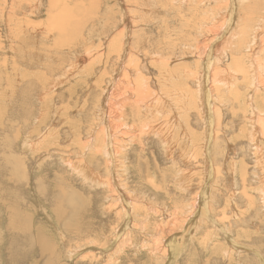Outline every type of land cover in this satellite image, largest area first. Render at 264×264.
Instances as JSON below:
<instances>
[{
	"label": "rangeland",
	"instance_id": "1",
	"mask_svg": "<svg viewBox=\"0 0 264 264\" xmlns=\"http://www.w3.org/2000/svg\"><path fill=\"white\" fill-rule=\"evenodd\" d=\"M22 1L24 3L30 2V0ZM22 1L5 0L6 4L0 2V6L5 4L7 9L5 14L0 17V34L3 40L5 38L10 42V35L20 36L21 29L27 25V22L44 24L45 20L50 18H48L50 0H44L43 9L40 13H35L36 17H31L32 19L26 17L24 11L21 12L19 9V4ZM62 1L57 0V10L61 11L63 9L62 13L59 14L58 12L57 14L61 23L59 20L53 21L51 17L48 24L52 25L53 22H57L58 27L55 26V29L58 32L64 31L63 34H58L57 31L52 32L50 30L55 41L57 35L67 36V39L62 36L60 42H48V44L45 39H42L45 34L39 38V35L35 33L41 41H44L40 49L38 47L39 43L30 45L25 36L22 43L16 41V39L13 40L14 42L11 45L5 42L7 48L9 46L15 48L12 52L7 50V55L5 54L7 58L3 55L0 56V164L5 168H0V171H2L0 176V264H264V187H262L264 184V134L261 130L264 129V126L260 124L258 118L253 120V112H259L260 114L264 112V75H261L260 87L258 83L255 85L258 91L252 89L253 87L250 88L248 82H251V78L247 80L243 77L242 79L239 75V68H241L240 64H242V69L248 66V56L252 52L247 53L248 51L241 49L242 46L239 48L236 45L241 38L240 30L244 27L243 22L252 23L251 28L249 27L247 31L244 48H247V42H251L250 39L255 35L252 26L253 23H256V20L255 15L253 19L247 17L251 15L248 14L247 7H261L264 5V0H261V5L259 3V5H254L257 3L255 1L258 0H246L238 15L239 20L235 22L233 29L231 23L228 22L233 21V18H231L232 13H235L233 3L235 1L237 3L238 0H185V2L181 0L179 4L175 3V7L173 5L172 7L171 5H165L164 7L163 3L156 0L159 8H162L164 12H158L154 16L147 14L144 17L145 19L140 18L142 12L140 13L138 10L141 9L134 7V1L130 3L127 0V3L126 0L125 2L100 0L98 3V0H73L77 6L80 2L82 4L76 10L77 13H81L78 16L75 13L74 17H80L82 14L85 17H80L83 20L75 18L76 20H68L69 22L66 20L70 18L68 15L66 18L67 12H64V10L68 11V8L71 7L70 9L76 12L77 7L74 8L75 6L67 3V0ZM123 3L127 4L126 6L124 4L125 9L133 11L135 17L139 18L134 19L137 23V26H134V29H137L135 32L137 40H135V45H131V50L138 54L140 67H142L141 72L146 79H149L148 85L150 86L144 87L143 85L140 90L141 92L144 89L146 91H143V99L147 97L145 101L148 102L149 106L153 105V108L150 106V110L143 111L144 117L142 120L144 122H141V119L137 117L133 118L134 120L129 117L127 125L131 127V133H134L132 135L137 139L136 141L134 139L128 141L126 157L123 159L125 163H120L117 168L121 180L129 185L132 195L139 199V202L132 204L133 209L129 208L128 203H126V208L125 206L120 207L117 196L116 199L112 198V193L106 185L98 187L93 183H87L80 176L78 170L71 169V164L68 165V159L77 167L80 166L81 161L85 162L84 160H86V163L80 166V172L90 176V172L93 170L101 175L102 180H105L109 175L108 160L106 162L103 157H97L93 162L91 159L88 160L89 154H82L78 147V139L81 137V143L86 141L87 132L95 117L94 112L97 105L95 102H97L101 92L100 85L98 86L95 82H98V78L102 74L104 80L106 78L105 81H109V76L115 67V55L119 47H116L117 50L115 48H112L113 51L110 50L108 47L109 41L113 37L115 39V36L119 34L121 36L122 31H125L124 35L127 37V28L123 29L124 27L119 24L121 22L119 13L124 11ZM86 4H90L86 9L88 11L80 9L86 7ZM225 4L227 8H225ZM90 7L93 9H89ZM198 7L200 10L195 19L196 25L194 27L196 28H192ZM90 10H92V13ZM255 11L257 16H261L264 12L262 10ZM179 13H181L180 18ZM136 14L138 15L136 16ZM184 14L185 19H182ZM11 15L14 16L12 21ZM134 15L130 18L133 19ZM226 17L229 21L226 20ZM223 19L227 22L224 23ZM214 20L217 21L215 23L217 26L225 24L223 26L224 33H221L219 39L224 36L223 40H225L226 32L230 35L227 36L229 39L219 44L217 56L208 55L207 58L209 56L212 58L210 61H213L212 64L215 67H220L224 71L228 69L227 74L225 73L221 80L224 81V84L228 83L231 86V91L223 84L218 85L221 91H217L216 87H213L211 81L215 78L212 79L211 75L214 73L212 70L214 66L211 67V72H204L202 80L205 78L204 81H206L207 78L206 87L203 91L205 96L207 93L211 97L213 92H216L207 100L211 102V106L206 105L205 112L207 113L205 114V112L198 109L200 107H198L197 102L199 101L198 96H196L198 95L199 75L203 65L199 63L197 65L196 62L200 61L198 56L201 55L198 54V47L201 46L205 38L211 36L209 32L213 31L211 30L212 27H216L213 23ZM70 21H73V24H75V21H79L75 24V27L76 25L77 27L75 28ZM189 24L192 26L189 28L190 33L188 34H192L193 39L191 37L189 39L182 38L181 36L186 33ZM227 26L230 27L227 28ZM64 27L65 29H63ZM69 27L71 28L69 29ZM72 31L73 33H71ZM74 31H77L79 35ZM203 32L207 34L205 38ZM81 33H84L82 37ZM83 37L85 38L83 39ZM103 37H106V39ZM145 38H147V44H143L144 41L142 40ZM84 41L87 42L84 43ZM257 41L259 43L255 46L253 52H257L255 59L264 68V62H262L264 60V48H260V43L263 42L264 44V35ZM170 42L177 48L168 47ZM227 42L228 44H226ZM33 43H36V41L34 40ZM71 43H75L72 46L73 48L69 46ZM85 44L93 48V54L97 59V62H92L93 65L91 66V68H95L94 76L89 74L88 76L87 74L80 76L83 72H75L71 76L73 79L68 78V83L64 82L65 84L62 87L61 85L57 86V89L53 92L55 97L52 102L58 104V112L55 110L57 107L53 106V103H41L38 99L39 91L37 90L38 84H40L39 81L41 82L45 78H56L64 73L63 70L68 67L71 61L69 59H72L70 52L81 46V48H87ZM100 44L102 47H100ZM142 44L145 50L141 49ZM184 44L187 45L186 48ZM189 44L192 48L188 47ZM45 45H47V48ZM66 46L70 48L67 49ZM178 48L181 52L176 51L174 56L178 57L177 62L171 67L161 69V71L157 67L161 65L160 63H152L153 60L147 58L148 53L150 54L151 51L155 53L158 51L157 49L165 51V57L168 58ZM53 50L58 52L56 53ZM140 50L141 52H137ZM167 50H170L169 52L172 50V52L168 54ZM108 52H115V57ZM100 53L103 56V58L101 57L102 63L98 60ZM247 54L249 55L247 56ZM4 57L9 58L8 63L16 61L17 65H23L27 71H30L34 62L43 63L38 70L35 69L36 73L27 74L28 77L24 82L21 81L22 86L19 87V85H16L17 83L12 81L16 76L12 75L11 68H8V72L4 68ZM40 57L45 58V61H40ZM58 57H63V60ZM28 59L32 62L25 64L24 61ZM234 59L240 61L239 67L237 62L235 64ZM107 64H109V67L106 66ZM79 65H82V63H79ZM170 71H174L175 74L170 75ZM237 71L239 74H234ZM194 72H197L198 77L193 74ZM232 72L234 73L232 74ZM104 74L107 75L104 76ZM165 75L168 77H165ZM8 76H11V79H8ZM245 76H249V73ZM37 78H39V81H35ZM135 80L137 79H133V81ZM85 81L92 87L91 89L80 87L84 86L82 84ZM8 82L12 84L11 86L17 92L13 97L8 92L7 88L10 86ZM35 85L37 88H34ZM203 85L204 82L201 86ZM209 87L211 91L208 89ZM70 90L73 93L70 94ZM136 94L139 95V92H133L134 97L130 95L129 98L135 101ZM214 97L218 101H224V106L221 107L220 104L216 103ZM159 101L165 104L163 109L158 110ZM62 103H64V109ZM219 111H222V114ZM90 113L92 114L90 115ZM208 114V119L209 117H212V119L217 118L221 115V117H225L219 128L218 120H215L216 127L212 126L215 137L212 140L214 142L213 150L209 159L211 170L208 169V164L205 163L207 159L206 151L202 147L207 131L205 125H203V118ZM42 123L43 125L40 127L39 125ZM131 124L135 125L134 129ZM46 125L50 126L49 131L54 135L42 138L44 134L47 135L44 128ZM150 128L156 129L151 130ZM158 129L160 133L172 136L173 143L168 150L169 152L161 144L158 135L154 136L152 133ZM55 131L58 133H54ZM250 131L254 134L248 136ZM148 133L150 134L148 135ZM97 134H99V129L96 130V136ZM184 134L188 138H184ZM191 137L195 139V145L200 148L199 150H196L197 147L191 149L188 143ZM24 138L34 142V144L39 142V145H34L35 148L33 149L26 147V145H23ZM55 138L60 140L59 146L54 144V141L58 140ZM71 139L72 141H70ZM138 139H141V144H135V142L138 143ZM100 145L103 147V144ZM191 150L196 153L194 156ZM211 172H214V178L209 190V193H211L210 199L206 202L208 209L201 201V198L203 199L201 195H203L202 190L205 188L203 185H207L206 182L208 177L210 178ZM181 176L186 179V183L183 184L188 187L184 190L175 183L176 178ZM259 178L261 179L258 180ZM188 183L190 185H187ZM125 190V194H128L129 190ZM195 196H197V199ZM192 197H195L196 200L191 201ZM195 201L199 206L197 215L200 216L195 218V221L198 219L197 222H201L199 223L200 230L196 234H194V231L193 236H189L188 227L195 221L192 220L190 224L187 223L192 215L188 206ZM118 206L120 210L117 212L116 207ZM208 210H210V216H203V214H207ZM202 212L203 214L200 215ZM213 219H215V223H212ZM218 224L221 225V227L219 226L220 230L214 227V225L218 227ZM183 225L185 226L183 227ZM206 233L208 234L207 238L205 241H201ZM172 240L173 243H171ZM235 242L239 245L237 249L233 247Z\"/></svg>",
	"mask_w": 264,
	"mask_h": 264
},
{
	"label": "bare ground",
	"instance_id": "2",
	"mask_svg": "<svg viewBox=\"0 0 264 264\" xmlns=\"http://www.w3.org/2000/svg\"><path fill=\"white\" fill-rule=\"evenodd\" d=\"M16 1V0H15ZM17 1H22V0H17ZM60 1H62V0H60ZM65 1V0H64ZM85 1V0H84ZM83 1V2H84ZM87 1V0H86ZM91 1V0H90ZM99 1L100 0H98L97 2L99 3ZM120 1H123V2H125V0H120ZM127 1V0H126ZM131 1H134L133 2V4H134V7H136V8H139V9H141V10H138V11H140V13H141V15H140V18H144V17H146V15L148 14V15H153L154 16V14H157L158 12H164L163 10H162V8H159V6H158V4H157V2H156V0H129V2L130 3H132ZM245 1L246 0H238L237 1V3H236V1H235V3H233V5L235 6V8H233V9H235V13L233 12L232 13V15H231V18H233L232 20V22L230 21V22H228V23H231V28L233 27V25L235 24V22L237 21V20H239L238 19V15H239V13H240V10H241V8L243 7L242 5H245ZM255 1V0H254ZM0 2H3V3H5V0H0ZM63 2V1H62ZM159 2L160 3H163V6L165 7V5L166 6H168V5H171V7H172V5H173V7H175V3H180L181 2V0H163L162 2H161V0H159ZM184 2H185V0H184ZM251 2V1H250ZM253 2V1H252ZM255 2H257V3H255ZM254 3V5H261V0H258V1H255ZM44 0H30V2L29 3H24L23 1H22V3H20L19 4V9L21 10V12L22 11H24V15L27 17H29V18H31V17H36L35 15V13H40L41 12V10L43 9L42 7L44 6ZM64 3V2H63ZM66 3V2H65ZM67 3H70V4H73L75 7L74 8H76L77 7V9H75V11L76 10H78V6L81 4V2H80V4H79V2H78V6L77 5H75L74 4V2H73V0H67ZM66 3V4H67ZM76 4H77V2H75ZM127 3H128V1H127ZM199 3V2H198ZM226 3V2H225ZM259 3V4H258ZM6 4V3H5ZM5 4H2V6H0V17L2 16V15H4L5 14V12H6V7H5ZM70 4H69V6H70ZM91 4H93V3H91ZM124 4L125 3H123L122 4V6H124ZM64 5V4H63ZM68 5V4H67ZM82 5V4H81ZM80 5V6H81ZM90 4H86V7L84 6L83 8H80V9H82V10H84V11H88V10H86L87 9V7L89 6ZM127 4H125V6H126ZM131 5V4H130ZM226 5V4H225ZM238 5V6H237ZM62 6V5H61ZM102 6V5H101ZM125 6H124V11H122V13H119L120 14V20H121V22L119 23V24H121L124 28L123 29H125V28H127V31H128V33H127V37H125V35H124V32L125 31H122L123 33H121V36H119V35H117V36H115V39H111V37H110V43H109V49L110 50H112V48L114 49H116V47H119V48H117L118 49V51L116 52L117 54L115 55V52H108L110 55H115L116 56V63H115V67H114V70L112 69V74L109 76V81H105L106 80V78H105V80H104V77H103V74L101 75V77L100 78H98V82L96 81L95 83L96 84H98V86L100 85V87H101V92H100V94H99V96H98V98H97V102H95V104H97L96 105V107H95V117L93 118V123H92V126L90 127V129H89V131L87 132L88 134H87V139H86V141L84 142V143H81V137H79V139H78V147H79V149L82 151V154H89V156H88V160L89 159H91L92 160V162L98 157H103L104 158V160L106 161V160H108V169H109V175H108V177L105 179V180H102L101 179V175L100 174H97L95 171H93V170H91V172H90V176H88V175H85V173L84 172H80V166L82 165V164H84V163H86V160H84L85 162H80L79 163V167H77L74 163H72V161L71 160H69L68 159V165L70 166V164H71V166L72 167H70L71 169H75V170H78V173L79 174H81L80 176H82L83 177V179H84V181H86L87 183H93L95 186H98V187H100V186H104V185H106L107 187H108V189H109V191L112 193V198H115L116 196H117V198H118V205L121 207V206H125V208L127 207L126 206V203H128L129 204V208L130 209H133L132 208V204H135V203H137V201L139 202V199L137 198V197H134L133 195H132V193H131V191H130V189H129V185H126L125 183H124V181H122L121 180V175H119V171L117 170V168H118V166H119V164L121 163L122 164V162H124V160L123 159H125V155H126V146L128 145V141L129 140H131V139H134V141H136V137H134L132 134H134V133H131V127H128V125H127V122H129L128 120H129V117H131L132 119L134 118L135 119V117H137L138 119H141V122L143 121L142 119H143V117H144V115H143V111L144 110H150L151 109V107L153 108V105H148V102H146L145 101V99H147V97L145 98V99H143V91L145 90H142V92L140 91L143 87V85H144V87H147V86H150V85H148V83H149V79L147 78L146 79V77H144L145 75H143L142 74V72H141V69H142V67H140V62H139V57H137L138 56V54H135V51L133 50H131L132 48H131V45L133 46V45H135V40H137V35H135V32H136V30L134 29V26H137V23L135 22V18H137V17H135V15L133 14V11L131 12L129 9H125ZM221 6V5H220ZM57 7H58V2H57V0H50V11L48 12V18L50 17H52V20L53 21H58L59 20V16L57 15L58 14V12H59V14L60 13H62L63 11V9L61 10V11H58L57 10ZM92 7H94V6H92ZM92 7H90L89 9H91ZM128 7V6H127ZM146 7V8H145ZM216 7H218V6H216ZM233 7V6H232ZM66 8V7H65ZM71 7H69L68 9L70 10V12H68V11H66V9L64 10V12H67L66 13V18H67V15H68V17L70 18V19H67L66 21H68V20H72V19H77V18H79L80 20H83V19H81L80 17H82V18H84L82 15L80 16V17H74L75 16V13H76V15L78 16V14L79 13H81V12H78L77 13V11L76 12H74L72 9H70ZM73 8V9H74ZM223 8V7H222ZM225 8H227V5H226V7ZM229 8V7H228ZM93 9V8H92ZM96 9V8H95ZM134 9V8H133ZM224 9V8H223ZM245 9V8H244ZM14 10V9H13ZM13 10H11V12H13L14 13V11ZM17 10V9H16ZM72 10V11H71ZM97 10V9H96ZM112 10V9H111ZM200 9H199V7L197 8V10H196V15H195V18H194V21H193V23H192V28H196V27H194L195 25H196V21H195V19L197 18V13H198V11H199ZM215 10V9H214ZM216 10H217V8H216ZM247 10L249 11V13H248V11H247V13L248 14H251V15H248L247 17H249V18H252L253 19V16L255 15V20H256V23H253V26H252V28H253V30H254V32H255V35H254V37L252 38V39H250L251 40V42L249 41V42H247L246 43V45H247V48L245 49L244 48V44H245V39L247 38L246 37V35H247V31H248V29H249V27L251 28V24L250 23H248V22H243V25H244V27H242L241 28V30H240V32H241V38H240V40H239V42L236 44L237 46H239V48L241 47V49H244V50H246V51H248L247 53H251L252 52V54L250 55V56H248L249 54H247V56L249 57V60H248V66L245 68V67H243V69H242V64H240L239 62V60L237 61V59L235 60L234 59V62H235V64H236V62L238 63V67H239V64H240V67L241 68H239L240 70H239V73H238V71L237 72H232V74L234 73V74H236V75H241V77H242V79H243V77H244V79H249V78H251V82H248L249 83V85H250V88H252V89H255V91H258L257 90V88L255 87V85H256V83H258L259 84V87H260V83H259V81H260V78H261V75H264V68H263V65H261V64H258L257 63V61H256V59H255V57L257 56V52H253L254 51V48H255V46H257L258 45V41L257 40H260V37L261 36H263L264 35V12L262 13V15L261 16H257L256 15V11L255 10H262V11H264V5H262L261 7H259V6H256V7H254V8H250V7H247ZM83 11V12H84ZM91 11V13H92V10H90ZM137 11V12H138ZM220 11V10H219ZM221 11H222V9H221ZM230 11V10H229ZM114 12V11H113ZM231 12V11H230ZM20 13V12H19ZM28 13H31V14H28ZM90 13V12H89ZM94 13V12H93ZM132 13V14H131ZM139 12H138V14H140ZM204 13V12H203ZM223 13V12H222ZM15 14V13H14ZM18 14V13H17ZM138 14H136V16L138 15ZM205 14V13H204ZM245 13L243 12V15H244ZM134 15V17H133V19H131L130 17L131 16H133ZM226 15V14H225ZM247 15V14H246ZM16 16V15H15ZM180 16H181V13H179V18H180ZM200 16V15H199ZM213 16V15H212ZM228 16V15H227ZM12 17H14V16H12L11 15V21H12ZM74 17V18H73ZM177 17V16H176ZM221 17V16H220ZM223 18L225 17V16H222ZM8 18H9V16H8ZM49 18V19H50ZM227 18V17H226ZM13 19H15V18H13ZM26 19V18H25ZM32 19V18H31ZM41 19V18H40ZM49 19H47V20H45V23L43 24V23H34V22H27L26 24V26L24 27V28H22L21 29V35L20 36H11L10 35V39H11V41L10 42H8L7 41V39H5L4 38V40H3V38H2V35L0 34V56L1 55H3V56H5V54L7 53V50L8 51H10V52H12L13 50H14V48H13V46H9V48H7V42L11 45V44H13V40H15L16 39V41H20L21 43L24 41V39H25V36L27 37V41L30 43V45L31 44H36L37 45V43H39V49H40V47H41V45H42V42H44V41H41L39 38H41V35H44L45 34V37L44 38H42V39H45V41H47V43L48 42H60L59 40L62 38V36L60 35H57L58 37L56 38V41L54 40V38L52 37V33H51V31L50 30H52V32H54V31H57L55 28L56 27H58L57 26V22L56 23H54L53 22V24L51 25V24H48L49 22H50V20ZM61 19H62V17H61ZM75 19V20H76ZM137 19H139V18H137ZM145 19V18H144ZM182 19H185V14L182 16ZM200 19V18H199ZM16 20V19H15ZM79 20V21H80ZM206 20H207V18H206ZM215 20H217V19H215ZM215 20H214V24L218 21H216L215 22ZM220 20V19H219ZM224 20V23L225 22H227V21H229V19L227 18L226 20L227 21H225V19H223ZM25 21V20H24ZM60 21V20H59ZM79 21H75L74 23L75 24H77ZM143 21H145V20H143ZM17 22V21H16ZM63 22H64V20H63ZM69 22V21H68ZM71 22V21H70ZM73 22V21H72ZM71 22V23H72ZM84 22V21H83ZM89 22V21H88ZM92 22V21H91ZM191 22V21H190ZM1 23V22H0ZM3 23V22H2ZM24 23V22H23ZM60 23H61V21H60ZM67 23V22H66ZM85 23V22H84ZM93 23V22H92ZM211 23V22H210ZM219 23V22H218ZM217 23V24H218ZM220 24V25H216V27H217V29H216V27H212L213 29H211V27H210V29L211 30H213V31H210L209 32V34L211 35V36H209L208 38H205L206 37V33H207V31H206V33L205 32H203V33H205L204 35H203V33H202V35L204 36V41H203V43H201V46H199L198 47V49H199V53L198 54H201L200 56H198V60H200L199 62H196L197 63V65H203V67H201L202 68V71H201V73H200V75H199V83H198V89H197V92H198V95H196V96H198V101L199 102H197L198 103V107H200V108H198L201 112L203 111V112H205V110H206V105H208V107H210L211 105V102H209V101H207L208 99H210L212 96H213V94L214 93H216V92H213V94L211 95V97H210V95H207V93H206V96H205V94H204V89H205V85H206V83H207V78H206V81H204L205 80V78H204V80H202V76H203V73L204 72H208L209 73V71L211 70V67L212 66H214L213 64H212V62L210 61L212 58L209 56V58H207V56L208 55H214L215 57L217 56V54H218V51H219V44H221V43H223L225 40H227V39H229V38H227V36H229L230 34L229 33H227L226 31V33H225V40H223L224 39V36L221 38V39H219L220 38V36L222 35L221 33L223 32L224 33V31H223V26L225 25V24ZM238 23V22H237ZM240 23V22H239ZM238 23V24H239ZM70 24V23H69ZM73 24V23H72ZM75 24H73L74 25V27H75ZM95 24V23H94ZM212 24V23H211ZM49 25V26H48ZM72 25V26H73ZM84 25V24H83ZM97 25V24H96ZM19 26V25H18ZM21 26V25H20ZM56 26V27H55ZM61 26V25H60ZM63 26V25H62ZM70 26V25H69ZM71 26V27H72ZM191 26H190V24L188 25V28H187V30H186V33H184L181 37L182 38H187V39H189L191 36H192V34H188V33H190L188 30H189V28H191ZM2 27V26H1ZM16 27V26H15ZM23 27V26H22ZM71 27H69V29L71 28ZM76 27H77V25H76ZM75 27V28H76ZM228 27H230V26H227V28ZM235 27V26H234ZM233 27V28H234ZM3 28V27H2ZM60 28V27H59ZM62 28V27H61ZM74 28V29H75ZM79 28V27H78ZM81 28H82V26H81ZM80 28V29H81ZM85 28V27H84ZM207 28V27H206ZM226 28V27H225ZM232 28V29H233ZM16 30H17V28H15ZM63 29H65V27L63 28ZM73 29V28H72ZM79 29V30H80ZM87 29V28H86ZM99 29V28H98ZM116 29V28H115ZM209 29V30H210ZM238 29V28H237ZM59 30V29H58ZM121 30V29H120ZM181 30V29H180ZM226 30V29H225ZM235 30H236V28H235ZM235 30H234V32H235ZM69 31V30H68ZM67 31V32H68ZM83 31V30H82ZM126 31V32H127ZM179 31V30H178ZM227 31H229L228 29H227ZM75 32H77V31H74V33ZM121 32V31H120ZM181 32V31H180ZM179 32V33H180ZM196 32V31H195ZM35 33L36 34H38L39 35V38L35 35ZM57 33L58 34H63L64 33V31H61V32H58L57 31ZM69 33V32H68ZM67 33V34H68ZM71 33H73V31L71 32ZM78 33V32H77ZM76 33V34H77ZM104 33V32H103ZM113 33V32H112ZM137 33H138V31H137ZM141 33V32H140ZM143 33V32H142ZM253 33V32H252ZM16 34V33H15ZM66 34V35H67ZM75 34V35H76ZM84 33H81V37H82V35H83ZM177 34H178V32H177ZM181 34V33H180ZM208 34V35H209ZM78 35H79V33H78ZM135 35V36H134ZM234 36V35H233ZM237 36V35H236ZM260 36V37H259ZM9 37V36H8ZM64 37V36H63ZM70 38H71V36H69ZM73 37V36H72ZM245 37V38H244ZM252 37V36H251ZM65 39H67V36L66 37H64ZM70 38H68V39H70ZM73 38H75V37H73ZM85 37H83V39H84ZM103 38H105L106 39V37H103ZM192 39H193V37H191ZM218 38V39H217ZM76 39V38H75ZM78 39V38H77ZM196 39V38H195ZM233 39V38H232ZM34 40L36 41V43H33L34 42ZM62 40H64V39H62ZM72 40V39H71ZM104 40V39H103ZM139 40V39H138ZM146 40H147V38H145V39H143L142 41H144V43L143 44H145L146 43ZM73 41V40H72ZM71 41V42H72ZM183 41H187V40H183ZM5 42H6V44H5ZM85 42H87V41H84V43ZM104 42H106V41H104ZM192 42V41H191ZM244 42V43H243ZM62 43V42H61ZM66 43V42H65ZM67 43H69V42H67ZM80 43V42H79ZM136 43H137V41H136ZM139 43H140V40H139ZM169 43V42H168ZM218 43V44H217ZM49 44V43H48ZM72 44V43H71ZM69 45V46H74L73 44H75V43H73L72 45ZM78 44V43H77ZM88 44V43H87ZM93 44V43H92ZM138 44V43H137ZM141 44V43H140ZM143 44H142V48L141 49H144V47H143ZM147 44V43H146ZM176 44V43H175ZM194 44V43H193ZM200 44V43H199ZM226 44H228V42L226 43ZM243 44V45H242ZM61 45V44H60ZM68 45V44H67ZM79 45V44H78ZM77 45V46H78ZM94 45V44H93ZM92 45V46H93ZM168 45V44H167ZM166 45V46H167ZM217 45V46H216ZM260 45H261V47L260 48H264V46H262V45H264L263 44V42L262 43H260ZM46 46V48H47V45H45ZM53 46V45H52ZM58 46V45H57ZM67 47L66 46V48L68 49V48H70V47ZM76 46V47H77ZM85 46H87V48H81V47H77L76 49L77 50H73V51H71V49H70V51L68 50V52H70V56H71V58L72 59H69V60H71L70 61V63H69V65H68V67L67 68H65V70H63V72L64 73H62L61 75H58L56 78H49V79H47V78H45L44 80H42L41 82L39 81V78H37L35 81H39V83L40 84H38L39 86H38V88H37V86L35 85V87L34 88H37V90L39 91L38 93V95H39V100H40V102L41 103H43V102H45V103H53V106H56L57 108L55 109L56 111L58 110V104L57 103H55V102H52L53 100H54V97H55V94H53V92L55 91V89H57V86H59V85H61V87H62V85L63 84H65V83H68L67 82V80H68V78L71 80V78L73 79V77H71V76H73L74 75V73L75 72H83V74L82 75H80V76H84L85 74H87V76H88V74L90 75V76H94L93 74H95L94 72H95V68L93 69V67L91 68V66L93 65V63H96L97 62V59L95 58V54H93V48L92 47H90V46H88V45H86L85 44ZM99 46V45H98ZM153 46V45H152ZM170 46H172V47H175V48H177L176 46H173L172 45V42H170V45L168 46V47H170ZM183 46V45H182ZM184 46H185V48L187 47V45H185L184 44ZM59 47V46H58ZM84 47V46H83ZM96 47H97V45H96ZM100 47H102V45L100 44ZM146 47V46H145ZM160 47V46H159ZM188 47H190V48H192V46H191V44H189L188 45ZM48 48H50V47H48ZM61 48V47H60ZM60 48H58V49H60ZM73 48V47H72ZM138 48H139V46H138ZM153 48V47H152ZM161 48V47H160ZM190 48H188V49H190ZM45 49V48H44ZM50 49H52V48H50ZM53 49H55V48H53ZM65 49V48H64ZM95 49V48H94ZM116 49V50H117ZM134 49V48H133ZM154 49V48H153ZM47 50H49V49H47ZM62 51H63V48L61 49ZM98 50H99V48H98ZM145 50V49H144ZM148 50V49H147ZM158 51H156V52H159V53H154V52H150V54L148 53L147 54V58L149 59H151V60H153V62L152 63H156L157 62V64L158 63H160L161 65L160 66H157L159 69H160V71H161V69H164L165 67H171V66H173V64L175 63V62H177V60H178V57H174L175 55H176V51H178V53H180L181 52V50H179V48L177 49V50H175V53H172V55H168L169 57L168 58H166L165 57V51H161V49L159 50V49H157ZM165 50V49H164ZM173 50V49H172ZM172 50H171V52H172ZM184 50V49H183ZM249 50H251V51H249ZM255 50H257V49H255ZM53 51H55V50H53ZM60 51V50H59ZM67 51V50H66ZM108 51V50H107ZM113 51V50H112ZM143 51V50H142ZM168 51V54L169 53H171V52H169L170 50H167ZM188 51V50H187ZM17 52H18V50H17ZM56 53L58 52V51H55ZM98 52V51H97ZM137 52H141V50L140 51H137ZM148 52V51H147ZM165 52V53H164ZM99 53V52H98ZM112 53V54H111ZM238 53V52H237ZM63 54H67V53H63ZM108 54V55H109ZM186 54V53H185ZM194 54V53H193ZM196 54V53H195ZM7 55V54H6ZM39 55H40V53H39ZM41 55H42V52H41ZM114 56V57H115ZM6 57V56H5ZM3 58V66H4V68L6 69V71L8 72V68H11V72H12V75L14 74L15 76H16V78L15 79H12V81L13 82H15V83H17L16 85H19V87L20 86H22V84H21V81H25L26 80V78L28 77L27 76V74L29 75H32L33 73H36L37 71H35V69L36 70H38V68L39 67H41L40 65L43 63H41L40 64V62L38 63L37 61L36 62H34L31 66H32V68L30 69V71H27V70H25V68L23 67V65H17V62L16 61H12V63H8V59H6V58ZM9 57H10V55H9ZM66 57V56H65ZM64 57V58H65ZM103 58V56H102V54L100 53V56L98 57V60H99V62H101L102 63V58ZM109 57V56H108ZM59 58V57H58ZM63 58V57H62ZM62 58H59V59H62ZM110 58V57H109ZM239 58V57H238ZM246 58V57H245ZM264 58V57H263ZM11 59V58H10ZM45 58H43L42 59V57H40V61L42 60H44ZM59 59H58V61H59ZM63 60V59H62ZM67 60V59H66ZM233 60V59H232ZM246 60V61H247ZM45 61V60H44ZM65 61V60H64ZM25 62V64L26 63H30V62H32V61H30V59H28V60H26V61H24ZM61 62V61H60ZM69 62V61H68ZM93 62V63H92ZM104 62V61H103ZM233 62V61H232ZM262 62H264V60L262 61ZM62 63V62H61ZM78 63V64H77ZM79 63H82V65H83V68H82V65H79ZM109 63V62H108ZM199 63V64H198ZM219 63V62H218ZM53 64V63H52ZM65 64V63H64ZM55 65V64H54ZM109 64H107L106 66L107 67H109L108 66ZM152 65V64H151ZM80 66H81V69H80ZM111 66V65H110ZM21 68V74H20V68ZM46 67V66H45ZM51 67V66H50ZM112 67V68H113ZM196 68V67H195ZM229 68V67H228ZM235 68V67H234ZM43 69V68H42ZM42 69H40V70H42ZM63 69V68H62ZM53 70V69H52ZM87 70V71H86ZM94 70V71H93ZM188 70V69H187ZM213 70V74L211 75V78L213 79V78H215V80L213 79V81H211L212 83H213V87H216V89H217V91H221V90H219V86H221L222 84L223 85H225V86H227L228 88V90L229 91H231L230 89H231V86H229L228 85V83H225L224 84V81L223 80H221V77L223 76V75H225V73L227 72V70L226 71H224L223 69H221L220 67H215L214 66V68L212 69ZM236 70H238V69H236ZM236 70H234V71H236ZM25 71V72H24ZM55 71V70H54ZM108 71H110V70H108ZM200 71V70H199ZM168 72V71H167ZM187 72V71H186ZM206 72V73H207ZM211 72V71H210ZM49 73V72H48ZM106 73V72H105ZM174 73V71H170L169 72V74L170 75H172ZM196 73L197 72H194L193 74L194 75H196ZM247 73H249V76H245ZM7 74V73H6ZM11 74V73H10ZM9 74V75H10ZM77 74V73H76ZM168 74V73H167ZM175 74V73H174ZM184 74V73H183ZM227 74V73H226ZM231 74V73H230ZM107 75V74H106ZM105 74H104V76H106ZM49 76V75H48ZM99 76V75H98ZM137 76V77H136ZM197 76V75H196ZM36 77V76H35ZM71 77V78H70ZM165 77H168V76H166L165 75ZM198 77V76H197ZM196 77V78H197ZM224 77V76H223ZM230 77V76H229ZM239 77V76H238ZM75 78V77H74ZM97 78V77H96ZM171 78V77H170ZM173 78V77H172ZM8 79H11V76H8ZM133 79H137V80H135V81H133ZM210 79V78H209ZM232 80V79H231ZM237 81V80H236ZM11 82V81H10ZM10 82H8V84L11 86L12 84L10 83ZM65 82V83H64ZM80 82V81H79ZM83 82V81H82ZM94 82V81H93ZM171 82V81H170ZM203 82H204V85L203 86H201L202 84H203ZM206 82V83H205ZM209 82V81H208ZM210 82V83H211ZM244 82V81H243ZM92 83V82H91ZM28 84V83H27ZM201 84V85H200ZM8 85V86H9ZM14 85V84H13ZM25 85H26V83H25ZM71 85V84H70ZM82 85H84V86H80V87H82V88H92L90 85H88L87 83H86V81L82 84ZM219 85V86H218ZM8 87L7 89H8V92H10V96L11 97H13V95H16V90H14V88H13V86H11V87ZM18 87V86H17ZM40 87V88H39ZM16 88V87H15ZM212 88V87H211ZM98 89V88H97ZM152 89V88H151ZM210 91H211V89H210V87L208 88ZM3 90V89H2ZM67 90V89H66ZM136 90V91H135ZM238 90V89H237ZM82 91V90H81ZM139 92V95H135L136 96V98H135V101H132L129 97H130V95H132L133 97H134V95H133V92ZM209 91V92H210ZM254 91V92H255ZM7 92V93H8ZM94 92V91H93ZM142 94H141V93ZM144 92H146V91H144ZM67 93V92H66ZM69 93L71 94V93H73L71 90L69 91ZM96 93V92H95ZM221 93V92H220ZM85 94H86V92H85ZM178 94V93H177ZM253 94V93H252ZM96 95V94H95ZM200 95V96H199ZM148 97H149V95H147ZM160 96H162V95H160ZM217 96H219L218 94H217ZM248 96V95H247ZM253 96H254V94H253ZM57 97V96H56ZM67 97V96H66ZM94 97V96H93ZM220 97V96H219ZM223 97V96H222ZM264 97V96H263ZM58 98V97H57ZM163 98V97H162ZM196 98V97H195ZM250 98V97H249ZM93 99V98H92ZM156 99V98H155ZM180 99V98H179ZM214 100H215V102L216 103H218V104H220L221 105V107L222 106H224L223 105V103H224V101H218L217 100V98L216 97H214L213 98ZM222 99V98H221ZM236 99V98H235ZM238 99V98H237ZM73 100V99H72ZM80 100V99H79ZM59 101V100H58ZM148 101V100H147ZM164 101V100H163ZM188 101H190V100H188ZM160 103H159V108H158V110L159 109H163L164 107V104L165 103H163V102H161V101H159ZM179 102H181L180 100H179ZM214 102V101H213ZM251 102V101H250ZM255 103V102H254ZM63 104V105H62ZM61 105H62V107H63V109H64V103H62ZM191 104V103H190ZM193 104V103H192ZM191 104V105H192ZM69 104L67 103V106H68ZM176 105L178 106V104L176 103ZM217 105V104H216ZM225 105H227V104H225ZM60 106V105H59ZM219 106V105H218ZM250 106V105H249ZM191 107V106H190ZM194 107H195V105H194ZM220 107V106H219ZM256 108V107H255ZM155 110H156V107L154 108ZM212 109H213V107H212ZM217 109V108H216ZM5 110V109H4ZM209 110V109H208ZM218 110V109H217ZM65 111V110H64ZM198 111V110H197ZM58 112V111H57ZM80 112H82V111H80ZM91 112V111H90ZM215 112V111H214ZM213 112V113H214ZM217 112V111H216ZM220 113L222 112V111H219ZM39 113V112H38ZM54 113V112H53ZM87 113V112H86ZM207 112H205V114H206ZM254 114H253V120H255L256 118H258L259 119V122H260V124H262L263 126H264V112L262 113L261 112V114L258 112H253ZM83 114H85V113H83ZM92 113H90V115H91ZM215 114V113H214ZM222 114V113H221ZM36 115V114H35ZM79 115H82V114H79ZM217 115H218V113H217ZM228 115V114H227ZM208 116H209V114L208 115H206V116H204V118H203V121H204V124L203 125H205V128H206V132H205V139H204V142H203V149L206 151L205 152V155H206V160H205V163L206 164H208L207 165V167H208V169L210 168V170H211V164H209L211 161L209 160L210 159V157H211V153H212V150H213V137H215V131H214V129L212 130V128L213 127H216V121L215 120H218V128L221 126V122L222 121H224L223 120V118H225L224 116L223 117H221V116H219V117H214L213 119H212V117L210 118L209 117V119H208ZM83 117V116H82ZM202 117V116H201ZM54 118V117H53ZM52 118V119H53ZM62 118V117H61ZM216 118V119H215ZM219 118V119H218ZM90 119V118H89ZM133 119V120H134ZM38 121L40 120V119H37ZM54 120V119H53ZM68 120V119H67ZM84 120V119H83ZM213 120V121H212ZM130 121H131V119H130ZM163 121H166V120H163ZM247 121V120H246ZM133 122V121H132ZM140 122V123H141ZM144 122V121H143ZM167 122V121H166ZM53 123V122H52ZM134 123V122H133ZM247 123V122H246ZM250 123V122H249ZM148 124H150V123H148ZM37 125V124H36ZM43 125V123L41 124V125H39L40 127ZM143 125H145V124H143ZM249 125V124H248ZM33 126V125H32ZM130 126V125H129ZM131 126H133L132 128L134 129V124H131ZM148 126V125H147ZM213 126V127H212ZM50 127V126H49ZM48 127V125H46V126H44V128H45V131H47V135H43L42 136V138H46V137H48V136H51V135H54L53 133H51V131H49V128ZM249 127V126H248ZM55 128V127H54ZM57 128V127H56ZM89 128V127H88ZM97 129H99V134H97V136H96V130ZM151 129V128H150ZM154 129H156V128H153V129H151V130H154ZM249 129V128H248ZM255 129V128H254ZM54 130H56V129H54ZM262 130V133L264 134V129H261ZM41 131V130H40ZM44 131V130H43ZM57 131V130H56ZM54 132V133H58V132ZM75 131V130H74ZM163 131V130H162ZM174 131V130H173ZM177 131V130H176ZM27 133H28V131H26ZM78 132V131H77ZM134 132V131H133ZM139 132V131H138ZM147 132V131H146ZM188 132V131H187ZM261 132V131H260ZM60 133V132H59ZM151 133V132H150ZM150 133H148V135L150 134ZM153 133V135L154 136H157L158 135V137H159V139H160V142H161V144L163 145V147L165 148V150L167 151V152H169L168 150L170 149V146L172 145V136L171 135H165L164 133L162 134V133H160L159 132V129L158 130H155V131H153L152 132ZM151 133V134H152ZM223 133V132H222ZM259 133V132H258ZM257 133V134H258ZM39 134H40V132H39ZM139 134V133H138ZM252 134H254V132H249V134H248V136H251ZM262 134V135H263ZM26 135V134H25ZM78 135V134H77ZM77 135H76V137H77ZM188 135H191V134H188ZM224 135V134H223ZM137 136V135H136ZM192 136V135H191ZM259 136V135H258ZM184 138H188L185 134H184ZM183 138V139H184ZM39 139V138H38ZM55 139H58V138H55ZM178 139V138H177ZM179 139H180V136H179ZM182 139V138H181ZM216 139V138H215ZM214 139V140H215ZM224 139V138H223ZM24 140V143H23V145H26V147H31V149H33V148H35L34 147V145H39V142L37 143V144H34V142H32V141H29L27 138H24L23 139ZM127 140V141H126ZM261 140V139H260ZM59 139L58 140H55L54 142V144H56L57 146H59L60 145V143H59ZM63 141V140H62ZM66 141V140H65ZM70 141H72V139L70 140ZM141 139H138L137 140V142L138 143H136L135 142V144H141ZM176 141V140H175ZM211 141H212V143H211ZM252 141V140H251ZM177 142V141H176ZM225 142V141H224ZM230 142H231V140H230ZM71 143V142H70ZM188 143L190 144V146H191V149H195L196 147V150H199L200 148H198V146L197 145H195V139L193 138V137H191L189 140H188ZM219 143V142H218ZM255 143V142H254ZM100 144H103L102 146L103 147H101V145ZM228 145V144H227ZM261 145V144H260ZM228 147V146H227ZM191 152H192V150H191ZM200 152V151H199ZM224 152V151H223ZM46 153V152H45ZM49 153V152H48ZM225 153H227V152H225ZM225 153H224V155H225ZM50 154V153H49ZM194 154H196V153H193L192 152V155L194 156ZM56 155V154H55ZM60 155V154H59ZM64 156V155H63ZM78 156V155H77ZM76 156V157H77ZM128 156V155H127ZM60 157V156H59ZM228 157V156H227ZM263 157V156H262ZM107 158V159H106ZM173 158V157H172ZM232 159V158H231ZM123 160V161H122ZM200 160V159H199ZM230 161V160H229ZM257 161V160H256ZM67 162V161H66ZM107 162V161H106ZM105 162V163H106ZM125 163V162H124ZM232 163V162H231ZM246 163V162H245ZM244 163V164H245ZM238 164V163H237ZM257 164H258V162H257ZM259 164H260V162H259ZM263 164H264V162H263ZM227 165V164H226ZM238 166V165H237ZM260 166V165H259ZM258 166V167H259ZM1 167H3L4 168V166L2 165V164H0V168ZM123 167V166H122ZM228 167V166H227ZM261 167V166H260ZM128 168H129V166H128ZM206 168V167H205ZM5 169V168H4ZM260 169V168H259ZM127 170V169H126ZM207 170V169H206ZM247 170V169H246ZM6 171V170H5ZM88 171V170H87ZM184 171V170H183ZM208 171V170H207ZM262 172V171H261ZM6 173V172H5ZM105 173V172H104ZM1 174H2V171H0V176H1ZM89 174V173H88ZM124 174V173H123ZM128 174V173H127ZM182 174H185V173H182ZM209 174V173H208ZM221 174V173H220ZM262 174V173H261ZM216 175V174H215ZM218 175V174H217ZM3 176V175H2ZM185 176V175H184ZM196 176V175H195ZM90 177H92V178H90ZM264 177V176H263ZM262 177V178H263ZM213 178H214V172H211V175H210V178L208 177V179H207V182H206V184L207 185H203V186H205V188H204V190H202V192H203V195H201V196H203V199L201 198V201L204 203V206H205V208H208L207 207V201L210 199V194L211 193H209V190H210V188H211V182H213ZM104 179V178H103ZM126 179V178H125ZM255 179V178H254ZM261 178H259L258 180H260ZM101 180V181H100ZM264 180V179H263ZM117 182H118V184H117ZM151 182V181H150ZM186 183V179L183 177V176H181V177H177L176 178V184H177V186H179L181 189H186V188H188V187H186L183 183ZM263 182V181H262ZM151 184V183H150ZM214 184V183H213ZM93 185V186H94ZM118 185H120V186H118ZM154 185V184H153ZM187 185H190V183H188ZM225 186V185H224ZM191 187V186H190ZM239 187V186H238ZM262 187H264V184H263V186ZM105 188V187H104ZM214 188V187H213ZM125 189H127V190H129L128 191V194L126 193L125 194V192H124V190ZM191 189V188H190ZM246 189V188H245ZM258 189V188H257ZM180 190V189H179ZM188 190V189H187ZM261 190V189H260ZM126 191V190H125ZM141 191V190H140ZM190 191H192V190H190ZM183 193V192H182ZM191 193V192H190ZM193 193V192H192ZM135 194V193H134ZM245 194H246V192H245ZM137 196H139V195H137ZM184 196V195H183ZM198 196H200V195H198ZM200 196V197H201ZM233 196V195H232ZM246 196V195H245ZM264 196V195H263ZM110 197V196H109ZM140 197V196H139ZM196 197V199H197V196H195ZM195 197L193 198L192 197V199H191V201L192 200H194L195 199ZM116 199V198H115ZM114 199V200H115ZM143 199V198H142ZM195 199V200H196ZM234 199V198H233ZM249 199V198H248ZM48 200H49V198H48ZM231 200V199H230ZM247 200V199H246ZM133 201V202H132ZM147 201V200H146ZM234 201H235V199H234ZM143 202V201H142ZM149 202H150V200H149ZM148 202V203H149ZM196 202V201H195ZM191 203L190 204V206H188L189 208V210L192 212V215H191V217H190V219H188L187 220V223L188 224H190L191 223V221L192 220H194L195 221V218H199L200 216H199V214L197 215V212H198V204H197V202L196 203ZM144 203V202H143ZM112 204V203H111ZM146 204V203H145ZM153 204V203H152ZM144 205V204H143ZM115 206H117V205H115ZM119 206L118 207H116L117 208V212L120 210L119 209ZM142 206V205H141ZM149 206V205H148ZM263 206H264V204H263ZM145 207V206H144ZM151 207V206H150ZM238 207V206H237ZM201 208V207H200ZM128 209V208H127ZM129 209V210H130ZM140 209V208H139ZM209 209V208H208ZM202 210V209H201ZM112 211V210H111ZM178 211V210H177ZM122 212V211H121ZM209 212H210V210H208V212H207V214H203V212L202 213H200V215H202L203 214V216L204 215H206L207 217L208 216H210V214H209ZM175 213H177V212H175ZM174 213V214H175ZM199 213V212H198ZM178 217V216H177ZM187 217V216H186ZM204 218V217H203ZM210 218V217H209ZM208 218V219H209ZM212 219V218H211ZM215 219H213V222L212 223H215V221H214ZM183 221V220H182ZM197 221H198V219H197ZM197 221H195V222H193L191 225H190V227H188V231H189V236L191 235V236H193V232H194V234H196V233H198L199 232V230H200V224L199 223H201V222H197ZM199 221H200V219H199ZM128 225V224H127ZM216 225H217V223H216ZM216 225H214V227L215 228H217L218 230H220V227H221V225H219L218 224V227L216 226ZM185 225H183V227H184ZM220 226V227H219ZM137 227V226H136ZM142 227V226H141ZM160 227V226H159ZM215 228H213V229H215ZM222 229H223V227H222ZM169 231H170V228L168 229ZM173 230V229H172ZM175 230V229H174ZM127 231V230H126ZM222 231H224V230H222ZM121 233V232H120ZM210 234V233H209ZM187 235V234H186ZM207 233L204 235V237L202 238V240L201 241H205V239L207 238ZM211 236V235H210ZM209 236V237H210ZM227 236H229L228 234H227ZM158 239V238H157ZM168 239V238H167ZM18 240V239H17ZM230 242V241H229ZM171 243H173V240H172V242ZM18 245V244H17ZM157 245V244H156ZM171 245V244H170ZM233 245V244H232ZM237 246H239L238 245V243L237 242H235L234 243V245H233V247H235L236 249H237ZM17 247V246H16ZM96 248V247H95ZM155 248V247H154ZM239 248V247H238ZM252 249V248H251ZM158 250V249H157ZM164 252V251H163ZM240 252V251H239ZM16 253V252H15ZM17 254V253H16ZM17 257V256H16ZM262 258V257H261ZM261 260V259H260ZM7 261V260H6Z\"/></svg>",
	"mask_w": 264,
	"mask_h": 264
}]
</instances>
